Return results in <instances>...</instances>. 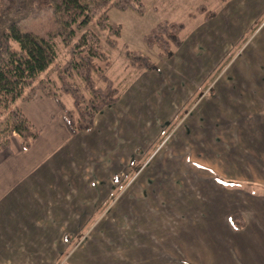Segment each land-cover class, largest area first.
Segmentation results:
<instances>
[{
	"label": "rangeland",
	"instance_id": "rangeland-1",
	"mask_svg": "<svg viewBox=\"0 0 264 264\" xmlns=\"http://www.w3.org/2000/svg\"><path fill=\"white\" fill-rule=\"evenodd\" d=\"M141 2L142 13L108 9L119 35L101 33L109 64L94 60L119 99L91 129L69 133L57 155L68 186L51 264H213V255L253 245L221 226L229 212L264 201V0ZM161 23L183 26L180 46L166 44ZM13 29L48 37L58 29L54 9L40 8ZM55 41L66 71L70 48ZM127 52L155 69L132 66ZM47 76L56 78L55 66L40 79ZM67 78V87L89 95L76 75ZM92 78L103 94L101 75ZM61 99L74 108L71 94Z\"/></svg>",
	"mask_w": 264,
	"mask_h": 264
},
{
	"label": "trees",
	"instance_id": "trees-1",
	"mask_svg": "<svg viewBox=\"0 0 264 264\" xmlns=\"http://www.w3.org/2000/svg\"><path fill=\"white\" fill-rule=\"evenodd\" d=\"M141 6V0H0V152L12 149L14 136L19 139L24 151L30 149L40 137L41 129L18 105L19 102L32 101L38 92L58 105L72 136L91 129L101 109L119 99L118 89L102 76L103 70L94 63L98 58L105 66L109 64L107 53L100 49V34L107 36V40L111 34L119 35V30L108 24L107 11L117 7L121 10L133 8L142 13ZM46 7L54 9L58 26L56 33L42 37L33 32L14 31L17 22ZM99 14L100 17L96 19ZM176 26L161 23L157 30L166 35V44L178 47L182 42L178 33H182L183 26ZM257 26L252 28L251 33ZM58 38L70 48V66L66 71L56 64L58 54L55 40ZM162 48L161 54H164L163 45ZM127 58L132 60V66L155 69L147 59L138 65L139 57L135 53L127 52ZM85 60L87 63L82 66ZM54 66L56 78L47 76L40 79ZM94 72L99 73L106 84L103 94L94 87ZM72 75L85 84L89 95H82L79 87L66 86V78L70 79ZM64 93L74 98V108L71 110L62 102ZM228 222L235 231L242 230L246 224L240 213L231 215Z\"/></svg>",
	"mask_w": 264,
	"mask_h": 264
},
{
	"label": "crops",
	"instance_id": "crops-1",
	"mask_svg": "<svg viewBox=\"0 0 264 264\" xmlns=\"http://www.w3.org/2000/svg\"><path fill=\"white\" fill-rule=\"evenodd\" d=\"M251 31L246 35L251 36ZM20 103V108L42 133L26 151L14 136L12 149L0 152V264H51L50 253L56 252L60 244L56 224L58 204L66 188L63 183L68 186V181H60L64 177L57 155L71 137L64 114L53 100L38 94L32 101ZM236 213L246 223L239 231L228 222ZM243 214L229 212L221 229L232 239L237 235L253 245L242 247L241 254L231 249L230 257L213 255V264H264V201L259 208H244ZM161 261L146 262L161 264ZM165 264L173 263L165 261Z\"/></svg>",
	"mask_w": 264,
	"mask_h": 264
}]
</instances>
